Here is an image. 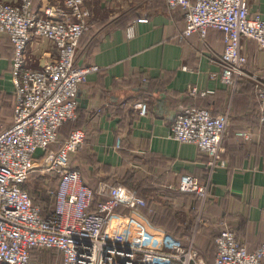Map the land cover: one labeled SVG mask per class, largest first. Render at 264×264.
Segmentation results:
<instances>
[{
    "label": "crops",
    "instance_id": "1",
    "mask_svg": "<svg viewBox=\"0 0 264 264\" xmlns=\"http://www.w3.org/2000/svg\"><path fill=\"white\" fill-rule=\"evenodd\" d=\"M58 1L36 0L35 9ZM86 5L92 27L79 41L77 63L98 69L88 74L78 91V129L84 130L86 141L72 156L71 166L94 191L101 182L141 185L140 195L154 200L160 217L194 220L185 224L186 229L192 226L190 233L175 235L165 229L159 235L169 243L192 244L210 264L216 246L208 250V245L216 243L225 224L249 251L259 248L264 244V129L250 82L239 83L236 89L221 82L223 32L209 28L204 37L184 36L182 8L171 11L165 0H87ZM248 5L264 19V0H249ZM42 41L54 56L49 42ZM244 45L248 72L253 74L262 66L263 55L255 42ZM28 52L34 56L32 49ZM13 58L12 42L0 34V107L6 103L3 95L13 101L10 116L7 111L1 116L10 117V123L15 107ZM33 58L32 67L39 68L43 62ZM244 80L255 84L252 78ZM191 88L212 93L191 94ZM141 102L149 106L146 115L136 109ZM188 106L204 107L216 116L229 113V134L223 142L226 168L210 172L208 157L195 144L170 137L177 114ZM185 174L209 185L204 206L195 194L179 189ZM126 220L151 218L138 208L128 212Z\"/></svg>",
    "mask_w": 264,
    "mask_h": 264
},
{
    "label": "built area",
    "instance_id": "2",
    "mask_svg": "<svg viewBox=\"0 0 264 264\" xmlns=\"http://www.w3.org/2000/svg\"><path fill=\"white\" fill-rule=\"evenodd\" d=\"M35 1L0 0V34L14 46L15 94L11 123L0 127V264H33L34 248L60 250L62 264H206L192 244L173 243L165 250L116 238L128 212L146 206L147 201L135 188L121 183L101 182L97 191L90 188L71 166L72 156L85 145L84 130H72L64 140L58 133L65 122L76 120L80 85L98 69L80 66L76 57L81 37L92 27V13L87 0H60L38 10ZM248 1L165 0L171 11L182 8L184 36L198 33L204 37L209 28L223 32L221 82L236 89L243 79H254L264 129V19L250 11ZM42 40L49 42L54 56ZM250 40L263 55L256 77L247 70L244 43ZM30 49L43 62L39 68L32 67ZM189 91L212 93L197 88ZM136 109L140 115L149 112L145 102ZM230 123L229 113L216 116L205 108L183 107L171 125L170 137L195 144L214 172L227 166L223 142ZM36 169L44 178L58 179L55 189H47L54 202L45 217L23 189ZM179 189L195 194L203 206L210 194L208 184L189 174L182 175ZM216 246L214 264H264V244L249 251L228 224L216 238Z\"/></svg>",
    "mask_w": 264,
    "mask_h": 264
},
{
    "label": "rangeland",
    "instance_id": "3",
    "mask_svg": "<svg viewBox=\"0 0 264 264\" xmlns=\"http://www.w3.org/2000/svg\"><path fill=\"white\" fill-rule=\"evenodd\" d=\"M248 67L249 66H247V70H251L248 69ZM260 68L255 69L253 74H259ZM1 98L6 100V103L5 106H3V108L0 107V127H6L7 125L10 124L11 118L8 117L9 119L6 120L5 117L1 115H4V113H6L7 111L8 116H10L11 105L13 101L11 97H7L6 95H3V97L1 96ZM77 120H78V115L76 120H74V122H76ZM34 171L40 173L37 169ZM54 180L55 179L53 177L44 178L40 175L38 179L34 180L33 178L32 179L30 178L29 181L27 180L26 183H28V186H30L31 188L33 189L37 188L38 190L45 193L48 188L54 187L52 186ZM149 201H150L149 211L153 214H158L157 212H154L156 211L155 206L153 205L154 200H149ZM200 218H201L200 215H197V220H200ZM193 222L194 220H125L118 229L115 236L118 240L130 243L132 245L152 246L153 248L155 247L165 248L167 246L168 248L173 243L172 242L169 243V241L163 240L159 235L160 232L163 233V231H165L166 229L168 232L173 233L175 235H184L186 234V231H188V228L187 229L185 228V224L186 223L192 224ZM209 249L213 250L212 243H209L208 250ZM49 252H50L49 250H40L35 258L34 264H41V260H42L41 255L45 253L47 254Z\"/></svg>",
    "mask_w": 264,
    "mask_h": 264
},
{
    "label": "trees",
    "instance_id": "4",
    "mask_svg": "<svg viewBox=\"0 0 264 264\" xmlns=\"http://www.w3.org/2000/svg\"><path fill=\"white\" fill-rule=\"evenodd\" d=\"M250 41H252V40H250ZM252 42H255V41H252ZM243 80L240 82L241 85L250 82L247 85L252 88L251 96H252V99L254 100L255 104L257 105L258 111H259V103L257 102L258 99H257L255 84L253 82L249 81V80H244V81ZM193 107L204 108V107H200V106H193ZM258 118H259V115H258ZM259 122H260V120H259ZM79 127H80L79 119L76 122H74V120L65 122L62 126H60V128L58 130L60 140H64L65 138H67L69 133L72 130L78 129ZM39 177H40V174L38 172H36V171H33V172L30 173V175H29L27 180L29 181L30 178L31 179L33 178L35 180V179H38ZM54 179L55 180H54V183H53L52 186H54L56 184L57 180H58L56 177H54ZM124 185H126V184H124ZM23 189H25L29 193V195L33 198L34 203L38 204L42 208L41 209V213H42V215L44 217L46 215H48L52 211L54 198L52 196H50L49 194H47V192L44 193V192L38 190L37 188L33 189L30 186H28V183H26L24 185ZM137 190L139 191L138 193L140 195V193H141V185L138 186ZM182 193H187V192H182ZM149 208H150V203L147 200V205L144 206V207H140L139 209H141L143 212L149 214L151 220H169L168 217H165V216L160 217V214L149 213L148 212ZM191 228H192V226H188L189 233H190ZM212 244H213V249H214L215 246H216V243L212 242ZM216 249H217V246H216ZM40 250H49L50 251L47 254L45 253V254L41 255V258H42L41 264H62L63 255H62V252L60 250H58V249H40V248H34L32 250L31 262L33 264H34V261H35V258L37 256V254L39 253ZM205 261H206V259H205ZM206 264H210V263L206 261Z\"/></svg>",
    "mask_w": 264,
    "mask_h": 264
},
{
    "label": "water",
    "instance_id": "5",
    "mask_svg": "<svg viewBox=\"0 0 264 264\" xmlns=\"http://www.w3.org/2000/svg\"><path fill=\"white\" fill-rule=\"evenodd\" d=\"M80 100H81V99H80ZM81 101L86 102V100H81Z\"/></svg>",
    "mask_w": 264,
    "mask_h": 264
}]
</instances>
